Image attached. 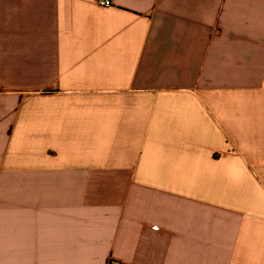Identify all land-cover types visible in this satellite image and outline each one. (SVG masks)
<instances>
[{"label":"crops","instance_id":"obj_1","mask_svg":"<svg viewBox=\"0 0 264 264\" xmlns=\"http://www.w3.org/2000/svg\"><path fill=\"white\" fill-rule=\"evenodd\" d=\"M0 0V264H264V0Z\"/></svg>","mask_w":264,"mask_h":264},{"label":"built area","instance_id":"obj_2","mask_svg":"<svg viewBox=\"0 0 264 264\" xmlns=\"http://www.w3.org/2000/svg\"><path fill=\"white\" fill-rule=\"evenodd\" d=\"M97 3L99 6H102V7H107L110 5L108 0H97ZM106 264H116V262L113 260H108Z\"/></svg>","mask_w":264,"mask_h":264}]
</instances>
